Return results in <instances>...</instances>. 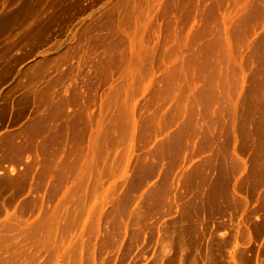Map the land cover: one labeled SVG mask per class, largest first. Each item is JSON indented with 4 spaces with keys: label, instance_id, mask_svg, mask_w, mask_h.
Here are the masks:
<instances>
[{
    "label": "bare ground",
    "instance_id": "6f19581e",
    "mask_svg": "<svg viewBox=\"0 0 264 264\" xmlns=\"http://www.w3.org/2000/svg\"><path fill=\"white\" fill-rule=\"evenodd\" d=\"M108 7L84 25L88 45L60 77L57 98L45 84L31 89L45 78L43 60H35L43 35L30 26L20 32H36L25 56L35 60L25 68V96L49 109L22 130L33 151L44 135L40 169L21 160L17 145L9 149L18 174L46 181L50 194L40 195L43 207L28 197L15 214L0 208V264H49L56 256L62 264H111L121 248L129 260L117 264H253L250 241L264 250V0H112ZM31 10L20 0L1 15L0 30L21 27ZM231 211L242 222L240 239L222 232ZM83 216L90 219L78 229ZM98 234L93 262L87 238ZM185 236L193 239L188 254Z\"/></svg>",
    "mask_w": 264,
    "mask_h": 264
},
{
    "label": "rangeland",
    "instance_id": "374dc122",
    "mask_svg": "<svg viewBox=\"0 0 264 264\" xmlns=\"http://www.w3.org/2000/svg\"><path fill=\"white\" fill-rule=\"evenodd\" d=\"M11 1L12 0H0V17H1V15L9 12V10L11 8L15 7L19 3L20 0H16V3H13V4H11ZM30 1H31V9H32L30 14H29V17H28L30 19L29 20L30 22L27 19L26 22L24 23L25 26L22 25L21 27H20V25L18 27V22H15V23L7 25V27L5 29L3 28L2 30H0V181L2 182V183L0 182V202H1L0 205H2V206H0V208L4 207L5 209H7L8 213L11 212L14 214L17 211H19V209L21 207V203H22V202H20L21 200L23 201L24 199H26L28 197H34V198L40 197V198H38V205L43 207V206H46L45 203H47L46 198L44 199L45 196L43 194L44 193L46 194L47 192H48V194H50L49 185H47L48 183L45 184L46 181L42 184V185L45 184V186H42V185L37 184V182L35 181V178L31 179V176H30L31 174L27 175V173H24V176H21L18 174V172L23 173L22 166L19 163V161L16 160L18 158H16L15 155L13 154V152L10 151V149H9V147L11 145H17L18 147L21 148V151L19 152L20 154L18 153L19 156H21V160L28 161L29 163H31L33 161L34 162L33 166L35 165L34 168L37 166L36 169L37 170L40 169V167L42 165V156L43 155L41 152L42 151L41 147L39 145L41 144V141H42L41 137L44 138V135L43 136L39 135L38 136L39 138L36 137L34 139L37 146H36V144H34L35 145V151H33L31 148L27 147L29 134L28 133L25 134V133L27 131V127H28L27 125H28L29 121L32 119H38L41 117L48 116V112H49L48 110L49 109L47 108V106L44 109L45 106H42L41 104H39L40 103L39 97H35V99H34V98L28 97L27 95L25 96V92L27 90V88H25V86L23 87V84L26 81V76L24 73L25 68L29 66L28 64H31L33 61H35L37 59H39V60L41 59V61L43 60V67L44 68L43 67L42 68L45 71V78L43 79L44 81L42 80L43 82L41 81V83L40 82H37V83L33 82L31 89H32V91H39V88H43V86L45 84L46 86H44V88L45 87L49 88V95L57 98L59 93H60L59 91L62 87L61 86L62 82H60V77L67 70H71V68H72L71 66H73V68L75 67V65L77 64L76 62H77L78 58L82 59V56H83L82 53L79 54L80 50L85 49L83 47H86L88 45V43H87L88 39L87 38L89 37V34L88 33L85 34V32H87V30L84 32L85 28L87 27L86 23L89 22L91 20V18L93 19V16L95 17V16L100 15L103 12L102 9L105 10L106 7L110 6V2L112 0H38V1L37 0H30ZM8 8H9V10H8ZM110 8L108 7L107 9H110ZM6 10H7V12H6ZM138 10L142 11L141 9H138ZM142 12H141V14H143ZM84 25L86 26L85 28H84ZM29 26L33 27V30L37 31V33L40 32L43 35V38H41L42 41L39 44L40 47H38L37 49L39 51L43 50V52H44L43 54H41L40 57H39V55H37L35 57V60H32L31 62H27L30 58H26L25 56H26L27 52L29 51V49L31 50L34 48L35 38H33V37L35 36L36 32L33 31L34 34L32 33L33 35H31V37L30 36L25 37L22 33H20L26 27H29ZM34 27H36V28H34ZM83 28H84V30H83ZM81 31H83V32H81ZM123 32L124 31H122V33L120 35H123L124 34ZM21 35H23V36H21ZM38 36L41 37L40 35H38ZM22 37H23V39H21ZM19 38H20V40H19ZM41 39H37L36 41H40ZM81 40L86 41V42H84V43L82 42V44H80ZM32 46H33V48H32ZM81 48H83V49H81ZM72 50H73V52H72ZM66 51L70 52V53H67ZM66 53L69 54L70 56L67 55ZM75 53H78L79 56H77L78 54H75ZM72 54H74L76 57L74 55L72 57L71 56ZM63 60H66L67 62L70 61L69 62V63H71L70 66H68L69 63H67L68 65L66 63L63 64L62 63ZM53 61H56V62H53ZM79 63H80V61H79ZM57 65H59V66H57ZM64 65H66V66H64ZM65 67H68V68L65 69ZM30 68H28V69H30L29 71L33 70V66H31ZM35 68L37 69V68H39V66L37 65ZM57 76L59 78H57ZM51 82H53V83H51ZM55 88H57V89H55ZM49 122H50L51 127L55 126L54 124L56 123V121H49ZM24 129L26 131L22 132V130H24ZM26 136H27V138H26ZM9 137H11V139ZM25 138H26V140H25ZM53 147H56V145H54ZM35 152L37 155L35 154ZM32 154L33 155L35 154L37 157L36 156L33 157ZM38 157H39V159L37 160ZM38 162H39V164H38ZM36 169H34V170L36 171ZM19 178H23V181L20 182L18 180ZM1 179H3L4 181ZM25 179L26 180L28 179V180L26 181ZM93 179H94L93 175L89 176L90 181H92ZM115 179H117V178H115ZM5 180L7 181V183ZM89 183H91V182H89ZM181 184L182 183H180V185ZM29 185H30V187H29ZM105 185H106V183H105ZM18 188L22 189V190H19ZM243 190H244V188H243ZM43 191H44V193H43ZM59 193H57V194H59ZM237 193L238 194H245V190H244V192H242V189H241V192L239 190V191H237ZM22 194H24L23 195L24 197L22 196ZM36 195H39V196L36 197ZM40 195L41 196L43 195L44 197L42 198ZM98 197L99 196L96 197L97 199H96L95 203L99 202L100 197L99 198ZM41 198L43 199L42 201L40 200ZM232 213L233 212L231 211V214L230 213L228 214L230 217V218L228 217L229 219L225 218L226 219V221H224L225 222V226H224L225 229L222 228V232L223 233L225 232V233L231 235L232 237L236 236L237 239H240L242 237V235H241L242 234L241 233L242 222L239 220L240 219L239 215L237 216V214L235 215L234 213H233L234 215H232ZM231 217L234 219H232ZM89 219H90L89 217L87 219H85V216H83V219H81L82 220L81 223L77 225L78 229L81 228V227H79V225L82 226V224H84L83 222L87 221ZM22 220H23V218H22ZM232 220H234V222ZM102 222H103V219L100 220V223H101L100 228L101 229L103 226ZM227 225L229 226V228H227ZM235 230L236 231L239 230V231L236 232ZM239 232H240V234H239ZM98 235H96L95 237L93 235H89L90 238L89 237L87 238V236L84 237L85 240L89 239L88 241L92 242L91 244L95 247V248H93V251H94L93 257H91L90 259L88 258V259L91 261L96 260V262L98 259V254L96 252L98 245H96V244L97 243L99 244V242H100V241H98L100 239V235L99 236ZM91 237L94 239H91ZM186 237H187V240L192 239L189 236H185V238ZM237 239H235V240L237 242H239V240H237ZM12 241H14V239ZM95 241H97V242H95ZM244 241H240V243L241 242L243 243ZM146 242H149V241H146ZM153 242L155 243V241H152L149 243H151L153 245L154 244ZM10 243L11 244H9V243L8 244H9L10 250H11L12 249L11 245L13 242H10ZM94 243H95V245H94ZM248 243H249V240H246L243 244L247 245ZM250 243L254 247V249H251V250H254V251L252 254H251V251H249V255L250 254L252 255V256L250 255L251 257L248 255L250 257L249 260H250V262L254 261L257 264H260V263H258L259 262L258 260L261 259L260 254L264 253V252H262L264 250H262V248L260 247L259 244L254 246L252 241H250ZM7 246H5V247L8 250L9 246L8 247ZM121 249H124V248H121ZM121 249H119V252L117 254L118 256L120 254V256L118 257L116 255L115 257H113L111 264H113V262H114V264H117V262L120 263L121 261H126V258H127L126 262H128V260H129L128 256L130 253H128L126 255V257L124 258V257H122L123 251ZM84 250H85L84 248L81 250V253H82V254L80 253L81 257L84 254L83 253ZM3 251H4L3 255L6 254L5 255L6 257L8 256L7 254L10 253L9 250L6 252L5 249H3ZM255 251H258V252H255ZM255 253H257V254H255ZM217 254H218L217 255V261H220V259H222L221 258L222 256L220 255L219 252ZM253 255H254V260L252 259L253 261H251V258H253ZM57 257H59V256L54 257V259H52V262H50L49 264H55V261H56V264H60V263L62 264V259L61 258L57 259ZM83 257L85 258V256H83ZM83 257H82V259H84ZM118 258H120V259H118ZM115 259H116V261H114ZM207 259L208 258H205L204 260L207 261ZM119 260H120V262H119ZM126 262L121 263V264H125ZM254 262H253V264H254ZM209 264H211V263H209ZM262 264H264V263H262Z\"/></svg>",
    "mask_w": 264,
    "mask_h": 264
},
{
    "label": "crops",
    "instance_id": "0c3cea01",
    "mask_svg": "<svg viewBox=\"0 0 264 264\" xmlns=\"http://www.w3.org/2000/svg\"><path fill=\"white\" fill-rule=\"evenodd\" d=\"M183 240H184L185 243H182V244L186 246L187 250H185V252L188 254V250H189V248H188L187 243H188L189 241H191V240H189V241L187 240V242H186L185 239H183ZM182 242H183V241H182ZM183 245H182V246H183ZM185 246H184L183 248H180V249L182 250V252H184V249H186ZM190 250H191V249H190Z\"/></svg>",
    "mask_w": 264,
    "mask_h": 264
}]
</instances>
